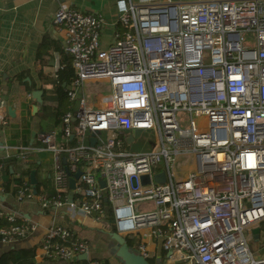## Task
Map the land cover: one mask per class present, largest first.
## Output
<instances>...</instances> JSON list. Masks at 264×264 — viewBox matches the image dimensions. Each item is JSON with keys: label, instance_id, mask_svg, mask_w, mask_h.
Here are the masks:
<instances>
[{"label": "built area", "instance_id": "obj_1", "mask_svg": "<svg viewBox=\"0 0 264 264\" xmlns=\"http://www.w3.org/2000/svg\"><path fill=\"white\" fill-rule=\"evenodd\" d=\"M118 18L123 30L104 48L100 13L64 4L54 12L52 25L75 70L67 90L75 112L63 115V126L37 131L40 146L11 148L6 158L43 149L53 154L54 193L34 194L18 173L17 200L36 198L42 209L64 210L79 221H102L108 202L116 232L136 238L135 251L146 260L264 264L248 244L264 220V0L146 1L123 6ZM95 79H106L110 89L91 100L83 86ZM6 119L0 99V124ZM137 129L151 131L150 149L129 152L123 144L138 138ZM183 155L193 165L179 174ZM161 172L165 179L158 182L154 175ZM139 201L150 207L137 209ZM5 216L11 224L0 228L2 245L38 229L30 218L17 222L15 212ZM73 238L53 220L43 256L63 264L82 254L89 259L88 240Z\"/></svg>", "mask_w": 264, "mask_h": 264}, {"label": "crops", "instance_id": "obj_2", "mask_svg": "<svg viewBox=\"0 0 264 264\" xmlns=\"http://www.w3.org/2000/svg\"><path fill=\"white\" fill-rule=\"evenodd\" d=\"M146 1L195 2L201 0H0V99L4 102L7 113L6 123L0 124V159L12 153L11 148L14 146H29L37 142L35 135L38 129L36 124L38 119L34 114L38 111L40 103L32 96L34 90L25 91L23 83L31 84L34 81L37 87L47 90L53 88L52 83L39 81L37 69L43 66L44 71H56L61 67L60 55L52 46L43 52L41 60H38L37 53L44 41H53L57 45H63L62 34L52 25V17L56 9L64 4L85 13H100L104 18V24L100 30V44L105 48L114 41L115 33L123 30L118 18L123 6ZM20 73L23 75V81L14 78ZM29 93L31 97L28 96ZM35 104L37 109L33 113ZM9 106L13 109L14 116L8 113ZM32 133H35L34 137ZM36 156L41 166L52 165L53 154L50 151L40 150L36 152ZM44 173L43 170L41 178ZM0 195L6 197L1 192V188ZM30 201H33L30 203H35L34 201L39 203L36 198ZM28 209L32 210L31 205ZM22 216L36 221L39 225L37 231L14 244L2 245L0 243V250L35 247L36 264H46L41 242L46 228L53 220L69 227L79 235V238L85 237L84 239L88 238L89 234L93 236L95 227H105L100 224L101 221H96L92 217H87L83 221L70 219L64 210L44 212L38 209L32 211L30 216L27 213ZM260 235L261 231H259V237ZM95 252L100 253V249L96 247ZM105 259L108 264H121L113 251L106 250L103 261Z\"/></svg>", "mask_w": 264, "mask_h": 264}, {"label": "trees", "instance_id": "obj_3", "mask_svg": "<svg viewBox=\"0 0 264 264\" xmlns=\"http://www.w3.org/2000/svg\"><path fill=\"white\" fill-rule=\"evenodd\" d=\"M52 46L55 50L58 51L60 58L59 63L61 65L56 71H44L43 66L37 69V74L39 81L41 83H52V89H44L42 87H37L34 81L29 84L28 82H24V90H42V101L39 105L38 111L34 114V116L38 119L36 121L38 129L36 131H51L57 127L63 126L62 117L67 111H72L74 114L75 103L70 102L67 95V90L75 78V70L72 66V57L70 54L65 52L63 45H57L53 41H44L38 49L37 58L41 60L43 56V52H46V49ZM50 66L49 64H47ZM20 81H23V75L20 73L14 77ZM46 120V129L43 128L41 121ZM72 125L74 123H71ZM69 143H73V141H69ZM33 146H40L39 143L35 142L32 144ZM41 165L36 156V153H30L27 155L25 159H19L15 156L9 158L0 159V188L1 192L6 195L3 199L0 200V228L8 227L11 222H9L5 216V214L10 212H17L16 219L17 222L20 221L22 215L26 213L28 216L31 215L32 211L41 209L44 212H48L49 208L42 209L40 204L37 201L35 203H30L33 201L24 200L19 201L16 198L17 190L19 185L22 182V178L16 177L15 175L20 171V174L24 177H27L30 181L29 175L32 170H35L36 177L38 183L36 185L37 193L50 196L54 193V189L52 186H48L46 184V179L51 177V173L45 172L44 176L39 179L37 176L38 170ZM31 205V211H29L28 207ZM103 208L105 211V217L101 221L102 223L109 224L112 221V212L109 207L108 202H103ZM24 217V216H23ZM262 221L258 223V226ZM111 224V225H110ZM109 225L111 227H95L93 230V236L88 240L90 245L89 250V259L81 260L78 257L74 258L71 264H90L91 261L97 260L101 264H108L105 258V251H114V245L116 241L111 237V232H116V228L111 222ZM106 226V225H105ZM260 229V228H259ZM73 231V230H72ZM74 232V231H73ZM126 242L127 247L130 250H136L137 240L131 235L123 236ZM79 238L74 232V238ZM98 247L100 249V253L95 252V248ZM160 255L161 259L164 257L163 251L159 248L156 251V255ZM117 257V256H116ZM46 264H63L58 259H52L44 257ZM117 259L123 264L120 258ZM149 263H158L162 264V261H158L157 259H148ZM0 264H36L35 262V247H25V248H6L0 250Z\"/></svg>", "mask_w": 264, "mask_h": 264}, {"label": "rangeland", "instance_id": "obj_4", "mask_svg": "<svg viewBox=\"0 0 264 264\" xmlns=\"http://www.w3.org/2000/svg\"><path fill=\"white\" fill-rule=\"evenodd\" d=\"M110 85L106 79H95V80H90L86 82L83 86L84 93L87 97L91 98V100H94L98 94H105L109 91ZM46 120L43 119L41 121V124L44 129H46ZM184 124H186L185 121H183ZM153 136L151 131H144L142 134L136 138L133 142L127 144H123V148L129 152H141V151H146L150 149V144L149 142L152 141ZM193 165V160L191 156L183 155L180 157L179 161L176 163V169L178 173L180 174V171L184 169L186 166H192ZM53 173V168L52 165H46V166H41L40 169L38 170L37 176L39 179H41L42 171ZM46 184L48 186H52L54 184L53 178L49 177L46 179ZM135 207L137 209H146L150 207V203L148 201H139L135 203ZM112 222V221H111ZM110 222V223H111ZM99 223V222H98ZM109 223V224H110ZM102 226L106 225L105 228L111 227L109 224L105 223H100ZM261 231V235L258 240H254L252 236L249 238V247L250 249L254 252V255L256 258H262L264 257V220H262L261 224L258 226ZM88 238L86 239H91L92 234L87 236ZM85 238V237H82Z\"/></svg>", "mask_w": 264, "mask_h": 264}, {"label": "water", "instance_id": "obj_5", "mask_svg": "<svg viewBox=\"0 0 264 264\" xmlns=\"http://www.w3.org/2000/svg\"><path fill=\"white\" fill-rule=\"evenodd\" d=\"M32 96L35 98V100L38 103H41L42 101V90H34L32 91ZM37 109V105H33V113L36 111ZM8 113L11 116H14V112L13 109L9 106L8 107ZM73 121H75V119H73ZM141 133V129H137L134 132V137H139ZM35 133H32V136L34 137ZM132 135H129L128 138L126 139L127 142H130L131 139L133 138ZM96 141V137L94 136V134H91L90 137V142L93 145ZM66 160L63 159V163H65ZM80 171H77L73 176H71L69 178V187L70 188H74V182L75 179H77L80 175ZM30 178V183L33 186V193L36 194L37 193V189H36V185H37V179H36V172L35 170H32L30 172L29 175ZM142 183H147L149 182V175H142L140 177ZM154 179L158 182H163L165 179L164 173H158L156 175H154ZM100 185L101 187H104V181H100ZM69 197H72V194H69ZM4 197L0 195V200L3 199ZM259 227H254L251 230L252 233V237L254 240H258L259 239ZM111 237L116 241V244L114 245V251H115V256H117L118 258L121 259V261L123 262V264H158V263H149L142 255H140L137 251L135 250H130L127 245L126 242L124 240V237L120 234H118L117 232H111ZM80 259H87V254H82L79 255Z\"/></svg>", "mask_w": 264, "mask_h": 264}]
</instances>
